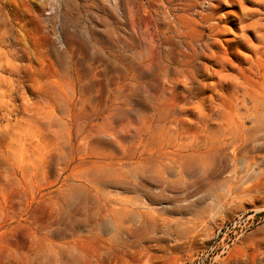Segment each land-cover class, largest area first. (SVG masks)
<instances>
[{"label":"rangeland","instance_id":"obj_1","mask_svg":"<svg viewBox=\"0 0 264 264\" xmlns=\"http://www.w3.org/2000/svg\"><path fill=\"white\" fill-rule=\"evenodd\" d=\"M0 264H264V0H0Z\"/></svg>","mask_w":264,"mask_h":264},{"label":"bare ground","instance_id":"obj_2","mask_svg":"<svg viewBox=\"0 0 264 264\" xmlns=\"http://www.w3.org/2000/svg\"><path fill=\"white\" fill-rule=\"evenodd\" d=\"M113 5L116 7L117 0H111ZM174 8L178 7V4L173 6ZM208 11L210 14L217 15L218 10H216L213 6L208 7ZM226 15L218 16L217 20L221 21L226 19ZM179 17L174 18V25L172 28H170L169 24L164 23L163 28L160 32V34L163 36V39L166 41V44H170L173 46V53H174V59L173 63L175 65H178L180 61V55H181V39H182V32L180 30V26L178 25ZM212 25V29H213ZM177 56V57H175ZM251 138V134L249 131H247L242 125L232 122L231 127H229V134H228V140L230 141L231 146H245L246 142L249 141Z\"/></svg>","mask_w":264,"mask_h":264}]
</instances>
